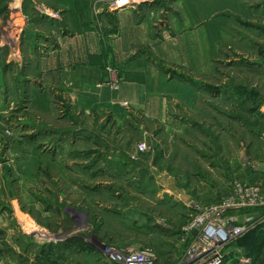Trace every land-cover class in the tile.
Here are the masks:
<instances>
[{
  "label": "rangeland",
  "instance_id": "374dc122",
  "mask_svg": "<svg viewBox=\"0 0 264 264\" xmlns=\"http://www.w3.org/2000/svg\"><path fill=\"white\" fill-rule=\"evenodd\" d=\"M11 1L0 0V13ZM120 1H96L92 26L105 36L116 22L107 14L137 7V0ZM36 8L25 10L33 29L25 32L24 48L42 57L41 42H54L50 34L61 31L43 22L52 16L44 7ZM165 14L156 30L166 27ZM237 17L229 25L234 36L218 43L213 71L204 78L179 75L205 95L201 109L183 110L172 123L140 113L119 122L110 112L81 110L62 94L55 96L53 120L44 113L32 118L22 111L37 80L36 70H28L33 59L24 57L28 63L19 66L0 57V96L13 102L0 107V116L12 107L5 119L17 115L44 128L36 144L20 128L13 143L0 135V194L8 206L21 198L19 213L6 210L8 223L0 224V264H110V254L129 247L154 250L155 264H183L189 248L183 240L199 214L264 218V0H247L246 13ZM249 27L262 32L260 48H239L238 34ZM9 40L0 33V45L6 41L8 48ZM107 82L118 85L111 77ZM179 123L188 129L176 131ZM256 226L245 235L264 232V222ZM235 243L232 264L249 253ZM260 250L251 264H264V245Z\"/></svg>",
  "mask_w": 264,
  "mask_h": 264
},
{
  "label": "crops",
  "instance_id": "0c3cea01",
  "mask_svg": "<svg viewBox=\"0 0 264 264\" xmlns=\"http://www.w3.org/2000/svg\"><path fill=\"white\" fill-rule=\"evenodd\" d=\"M25 1L4 2L7 9L0 13V33L10 37L8 48L6 41L0 45L3 47L0 57L5 63L14 62L19 66L28 63L24 57L35 63L28 67L29 71L37 72V80L26 95L31 104L22 112L32 118L44 113L53 120L55 96L62 94L67 103L76 104L81 110L110 112L119 122L140 113L152 122L171 118L169 123L183 116V110L194 112L203 107L204 88H197L178 76L194 74L204 78L213 71L218 43L230 41L234 36L229 30L231 19L246 13L247 5V0H137L135 9L107 14L116 22L111 34L105 36L92 26L97 0H27L35 10L36 6L44 7L52 16L44 17L43 22L53 23L61 31L50 34L54 42H41L39 46L45 47L42 49L46 52L41 57L33 56L35 50L24 48L25 32L33 29L28 22L30 13L25 11L30 6ZM163 10L168 21L159 31L155 21ZM5 15L9 22L6 24ZM36 28L41 35L48 32ZM238 37L239 48H260L263 34L256 27H249L244 33L240 30ZM106 68H112L113 73L109 74ZM109 77L118 80V85L112 87L107 82ZM244 81L252 83L249 79ZM15 94V98L10 96L18 101ZM2 96L0 107L12 106L13 102H3ZM12 107L1 112L0 135L13 143L22 130L25 138L32 139L29 143L36 144L38 136H34L44 128L36 129L34 120L20 122L23 119L17 115L5 119L7 114L3 113ZM174 126L176 131L187 128L181 123ZM7 129L12 131L10 135H6ZM8 196H14V192ZM16 199L17 207L8 206L0 194V224L8 223L6 210L14 211V216L21 210V198Z\"/></svg>",
  "mask_w": 264,
  "mask_h": 264
},
{
  "label": "built area",
  "instance_id": "2783aa9c",
  "mask_svg": "<svg viewBox=\"0 0 264 264\" xmlns=\"http://www.w3.org/2000/svg\"><path fill=\"white\" fill-rule=\"evenodd\" d=\"M128 3V0H121L118 5L124 6ZM261 199L262 204L264 199ZM262 222L264 218L247 216L231 219L215 216L209 212L199 214L194 224L187 228L190 237L183 240L189 244L187 246L189 248L185 251L186 257L183 264H232V259L229 257L233 249L231 246L246 233L256 229V225ZM153 251L148 248L129 247L110 254L109 263L155 264L156 258ZM236 259L237 261L233 264H251L252 262V258L247 255L238 256Z\"/></svg>",
  "mask_w": 264,
  "mask_h": 264
},
{
  "label": "trees",
  "instance_id": "16d2710c",
  "mask_svg": "<svg viewBox=\"0 0 264 264\" xmlns=\"http://www.w3.org/2000/svg\"><path fill=\"white\" fill-rule=\"evenodd\" d=\"M176 77H177V75H176ZM178 78H181V77L178 76ZM255 231H253V232L245 235L244 237H241L235 243V245L237 247H241V248H244V249L247 248L249 250V253L246 254V255L248 257L252 258V259H253V257H256L257 258V257H259L262 254L260 249L264 245V232L262 234H257ZM257 260H258V258H257Z\"/></svg>",
  "mask_w": 264,
  "mask_h": 264
}]
</instances>
